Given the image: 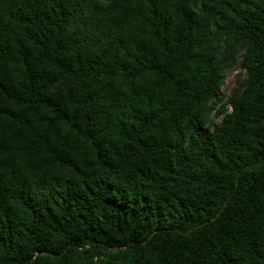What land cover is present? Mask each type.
<instances>
[{
    "label": "trees",
    "instance_id": "16d2710c",
    "mask_svg": "<svg viewBox=\"0 0 264 264\" xmlns=\"http://www.w3.org/2000/svg\"><path fill=\"white\" fill-rule=\"evenodd\" d=\"M0 264H264V0H0Z\"/></svg>",
    "mask_w": 264,
    "mask_h": 264
},
{
    "label": "rangeland",
    "instance_id": "374dc122",
    "mask_svg": "<svg viewBox=\"0 0 264 264\" xmlns=\"http://www.w3.org/2000/svg\"><path fill=\"white\" fill-rule=\"evenodd\" d=\"M239 71V64L238 61L231 67L228 68L225 72V82L222 86L220 94L225 96L224 101L231 93L232 89L235 86V73Z\"/></svg>",
    "mask_w": 264,
    "mask_h": 264
}]
</instances>
